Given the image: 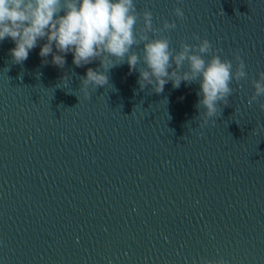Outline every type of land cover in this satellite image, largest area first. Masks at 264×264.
I'll return each mask as SVG.
<instances>
[{
	"label": "water",
	"instance_id": "1",
	"mask_svg": "<svg viewBox=\"0 0 264 264\" xmlns=\"http://www.w3.org/2000/svg\"><path fill=\"white\" fill-rule=\"evenodd\" d=\"M136 5L137 32L150 10L177 25L150 35L207 38L247 77L204 123L197 81L156 93L125 62L84 89L99 60L58 67L38 45L15 63L0 42V264H264V0Z\"/></svg>",
	"mask_w": 264,
	"mask_h": 264
},
{
	"label": "clouds",
	"instance_id": "2",
	"mask_svg": "<svg viewBox=\"0 0 264 264\" xmlns=\"http://www.w3.org/2000/svg\"><path fill=\"white\" fill-rule=\"evenodd\" d=\"M176 17L183 19L181 7L174 8ZM143 28L137 32L140 13L136 0H0V42L11 39L10 54L15 63H23L38 45L42 62L63 67L71 53L73 64L82 67L100 61L99 69L88 68L82 86H104L109 83L108 71L127 63L129 70L139 71L141 89L151 85L161 93L169 82L179 88L182 82L199 83L197 108H203L204 123L216 116L218 103H227L233 93L232 82L247 77L245 61L237 54L238 64L233 70L230 59L222 58L212 44L199 36L198 44L182 43L177 51L167 36L150 35L175 29V22L164 21L162 29L153 27V14L143 12ZM41 41H45L40 44ZM143 44L137 52L134 46ZM55 49V51H54ZM213 53L206 59V54ZM185 64L187 67L185 68ZM67 77H65V82ZM254 94L249 103L264 96V72L253 80ZM87 95V92H85ZM264 110V104L260 105ZM259 127H264L261 125ZM204 264H228L223 259Z\"/></svg>",
	"mask_w": 264,
	"mask_h": 264
}]
</instances>
